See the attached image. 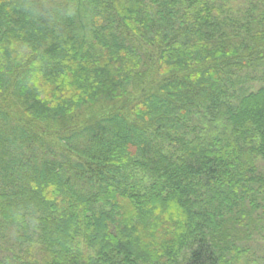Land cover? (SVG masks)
<instances>
[{"label":"trees","instance_id":"16d2710c","mask_svg":"<svg viewBox=\"0 0 264 264\" xmlns=\"http://www.w3.org/2000/svg\"><path fill=\"white\" fill-rule=\"evenodd\" d=\"M260 162L264 0H0V264H264Z\"/></svg>","mask_w":264,"mask_h":264},{"label":"rangeland","instance_id":"374dc122","mask_svg":"<svg viewBox=\"0 0 264 264\" xmlns=\"http://www.w3.org/2000/svg\"><path fill=\"white\" fill-rule=\"evenodd\" d=\"M259 75H260V72H254V73H252V74H250L249 76V79H248V82L244 85V86H248V87H251V86H255V85H257L258 83H260L259 81ZM252 88H254V87H252ZM257 169H258V171H260V172H263L264 173V163L263 162H260L259 164L257 163ZM262 233H264V232H262ZM8 242H11L10 241V239H9V241ZM13 243V242H12ZM10 243H8L6 246H9V248H10V245H9ZM11 247H13V245H11ZM251 264H255L254 262H251Z\"/></svg>","mask_w":264,"mask_h":264}]
</instances>
